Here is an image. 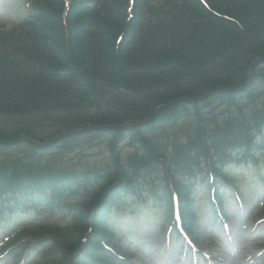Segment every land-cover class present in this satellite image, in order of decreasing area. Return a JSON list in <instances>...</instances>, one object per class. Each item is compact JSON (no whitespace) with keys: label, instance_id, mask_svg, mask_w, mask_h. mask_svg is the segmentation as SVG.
<instances>
[{"label":"trees","instance_id":"16d2710c","mask_svg":"<svg viewBox=\"0 0 264 264\" xmlns=\"http://www.w3.org/2000/svg\"><path fill=\"white\" fill-rule=\"evenodd\" d=\"M186 1L187 4L182 3L184 8H174L164 14L158 29L146 34L143 42L133 48L132 52H128L124 45L129 35L125 36L118 48L116 46V35L124 29L123 19L121 12L114 10L110 2L104 4V14L95 8H88L84 1L74 4L69 21L75 20V25L70 27L69 39L52 44L49 42V35L50 32L52 35L56 32L50 31L49 26L52 20L59 22L57 12L60 4L54 2L53 5L40 7L37 14L40 24L33 23L27 35V40L35 46L36 54L40 55L36 65L47 61L50 76L45 75L52 81L55 78L68 77L60 74L59 69L70 68L76 74L70 77V87H64L60 81L54 84L45 81L48 79L41 77L44 71L42 67L38 68L40 72L34 81H29L28 84L21 83L19 77L11 75L6 83L0 82V112L27 108L36 111L38 116L26 127L24 133L45 143V138L40 133L42 129H48L51 120L56 125H60V122L64 125L80 123L81 120L89 121L92 125H118L129 118L154 120L153 112L158 105L179 100L181 97H186L179 101L183 105L189 104L192 97L196 98L193 108L199 114V106H196L199 98L216 85L239 86L238 89L224 94L231 105L239 97L251 95L258 78L261 76L264 79V68L257 70L255 67L252 82L245 85L250 78L249 66L259 58L264 63V39L255 42V39L264 35V15L260 17V9L263 7L258 6V0H241L242 4L239 6L231 5L232 0H212L216 9L239 19L243 29L232 22L214 18L197 1ZM138 3L144 6L146 0H138ZM85 12H93L91 19L96 17L98 27L82 47L74 49L73 43L79 31L90 24V21L83 18ZM244 39L245 46L240 48L237 44L242 45ZM4 63L0 60V77L3 72L9 73L11 70ZM79 81L94 91L91 95L90 91L84 92L89 98L80 95ZM19 82L21 85L16 86ZM207 101H211V98ZM84 105L95 106L96 112L91 115L88 112L80 113ZM56 107L69 112L65 121L62 115H52L51 110ZM177 107V104L164 107L160 112L161 116L156 119L162 123L176 120L182 116L179 115ZM70 111L79 114H71ZM248 115L236 122L235 131L245 130L232 132L234 136H240L244 132L249 135L255 126L264 124V108H252ZM196 130L200 133L203 131L198 127ZM135 134L140 135L136 131L133 135ZM13 138L0 135V140L5 142ZM212 140L215 142L214 137ZM25 143L30 146V152L24 159L0 167L1 208L24 203L61 206L67 190L96 184L101 186L99 194L102 195L104 187L111 183L108 177L104 180L97 177L92 182L88 177L92 176L90 173L65 169L56 163L50 164L49 161L42 166L37 158L47 147L43 144ZM119 166L117 163L114 170L117 177L120 175ZM95 203L96 197L81 204L78 210L80 222L72 230L57 234V247L63 253L60 259L62 263L70 261L71 253L75 251L78 241L86 231ZM100 226L95 225L96 230L90 238L91 241L98 240Z\"/></svg>","mask_w":264,"mask_h":264},{"label":"rangeland","instance_id":"374dc122","mask_svg":"<svg viewBox=\"0 0 264 264\" xmlns=\"http://www.w3.org/2000/svg\"><path fill=\"white\" fill-rule=\"evenodd\" d=\"M21 6H23V4H19L17 6L18 11L20 10ZM187 125H191V121L187 120L181 124L179 123L177 125V127H174V128L158 129L156 131V133H157L156 137L160 138V137H164L167 135H172L174 133H180L181 134V131H184V129L187 128ZM102 139L103 138L99 139L98 141H95L93 143V146L80 148L81 150L79 153H82V154H81L80 163H78V165H77L78 167L86 166L87 164H89L91 167L93 165H98L99 167H101L102 170H107L110 168V165L112 164L111 152H110V149L108 147L107 140H102ZM129 145H130L129 141H126L124 146L121 148V155H123L124 157H126L131 152ZM69 156H73V153L67 154V157H69ZM233 170H234V168H233ZM241 170L238 173L236 171H234V172L236 174H239V175H242V173H244V172H246V173L249 172L248 169L242 170V171ZM203 197L205 198V196H203ZM205 200H206V198H205ZM114 213H116V214H114V215H116L115 219H116V217H120L121 219H123V222H125V221L130 222L134 219L132 216L125 215L124 213H127V212H125L123 209H121V210L119 209L116 211L114 210ZM142 215H143V217H146L147 212L144 211L142 213ZM54 220L58 221L59 223H69L70 221H72V218H71V215H66V216H64V218H62V216H60V218H55ZM116 221L118 223H120L119 219H116ZM138 221L139 220H135V222H133V223L137 224ZM200 221L201 222L204 221V218H202ZM155 223H156L155 221L151 222V224L153 226L155 225ZM119 231H120V235L123 237H127V235H129V233H130V231H122V229H120V228H119ZM142 232H144V231H142ZM199 232L203 233L202 236L204 238L202 240L201 244L204 246L208 245V243H210V241H211V238L207 234V229H206L205 223H203V222L201 223V225L199 226ZM133 251H132V253H133ZM250 253H251V255L254 254V252H251L249 249L243 250L240 253V259L246 260ZM224 259H226V257ZM8 264H12V262H9Z\"/></svg>","mask_w":264,"mask_h":264}]
</instances>
